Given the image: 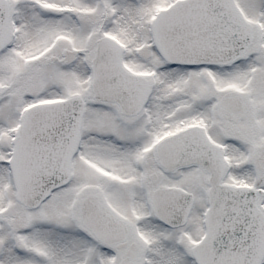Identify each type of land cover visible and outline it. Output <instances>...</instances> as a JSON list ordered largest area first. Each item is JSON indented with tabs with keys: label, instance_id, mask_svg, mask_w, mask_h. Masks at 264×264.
I'll return each mask as SVG.
<instances>
[{
	"label": "snow or ice",
	"instance_id": "6c2138e0",
	"mask_svg": "<svg viewBox=\"0 0 264 264\" xmlns=\"http://www.w3.org/2000/svg\"><path fill=\"white\" fill-rule=\"evenodd\" d=\"M0 264H264V0H0Z\"/></svg>",
	"mask_w": 264,
	"mask_h": 264
}]
</instances>
